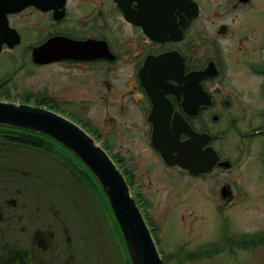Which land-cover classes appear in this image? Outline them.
<instances>
[{
    "label": "flooded vegetation",
    "instance_id": "obj_1",
    "mask_svg": "<svg viewBox=\"0 0 264 264\" xmlns=\"http://www.w3.org/2000/svg\"><path fill=\"white\" fill-rule=\"evenodd\" d=\"M47 44L74 55L36 59L38 48ZM26 68L42 72L43 87L20 91L18 74ZM0 100L43 106L79 124L109 154L131 192L141 193L138 164L114 151L110 134L100 129L109 123L117 137L123 119L141 131L145 150L165 171L177 169L188 178L235 168L220 148L224 135L234 130L239 143L254 144L255 162L261 165L255 179L264 181V0H0ZM98 111L105 115L92 116ZM133 113L139 117L135 124ZM246 113L250 122L242 129ZM183 121L209 136L201 148H213L217 157L207 172L168 165L152 145L154 122L164 128L166 141ZM189 138L182 130L177 136ZM8 155L12 167L4 169L0 138V264H95L93 251H104L94 245L100 209L92 198H97L88 196L90 212L82 206L78 194L86 192L63 161L37 155L35 167L20 168L17 152ZM217 187L215 202L221 209L235 203L232 182ZM68 207L75 214L86 210L72 218ZM102 210L105 219H112ZM225 233L238 241L225 252L264 251V227ZM117 239L121 264H126Z\"/></svg>",
    "mask_w": 264,
    "mask_h": 264
},
{
    "label": "rangeland",
    "instance_id": "obj_2",
    "mask_svg": "<svg viewBox=\"0 0 264 264\" xmlns=\"http://www.w3.org/2000/svg\"><path fill=\"white\" fill-rule=\"evenodd\" d=\"M201 23L202 20L198 22V24ZM204 24L207 23L204 22ZM42 78L43 74L40 71L32 73L27 68L22 70L18 74L20 91L25 92L43 87ZM57 97L67 99L76 98L77 95ZM90 113L86 114L91 115ZM99 114L105 115V112L98 111L92 116H99ZM132 116L131 121L135 124L139 119L138 114L133 113ZM227 118L224 119L223 126L226 125ZM243 118V128L239 126L246 129L250 122L247 120V113L243 115ZM123 120L125 126L119 125L120 132L117 137L111 135L109 123L104 124L100 129L104 135L110 134L108 141L114 151L125 154L126 158L138 164V168L135 169L139 176L137 181L142 183L141 195L148 203L143 209L158 227L157 242L158 247L162 249L159 252L161 255L168 256L167 264H263L264 251H221L210 257L189 261L185 259L179 261L178 257L170 255L176 253L175 251L180 247L184 248V251H193L208 242L217 241L223 230L237 234L264 227V181L255 179V173L261 165L257 166L255 162L258 151L254 144L239 143L234 130H229L224 135L220 148L235 162V168L230 172H216L205 178H188L186 177L189 176L188 174L177 169L165 171L157 162L156 155L145 150L147 145L142 139L141 131L127 127V119ZM224 180L234 185L235 203L221 209L215 202L217 198L215 191ZM78 197L84 202L82 206L88 208L90 212L88 195L78 194ZM92 200L95 208L101 209L97 208L100 202L95 198ZM253 204L254 206L257 204L258 207L252 208ZM77 207H79L78 204H74V209ZM84 207L82 210H76V214L73 212L74 209L72 211L68 207L67 214L70 217L73 216L72 218L75 215L79 217L82 211L86 210ZM103 212L102 209L99 210L96 217L99 229L94 235V245L95 247L98 245L99 249L102 247L104 251H93L92 258L97 259L95 264H121L123 253L117 251L120 244L113 233V220L105 219ZM222 224H224L223 227ZM85 253L90 257V252L83 251V256ZM96 253H99L98 258Z\"/></svg>",
    "mask_w": 264,
    "mask_h": 264
},
{
    "label": "water",
    "instance_id": "obj_3",
    "mask_svg": "<svg viewBox=\"0 0 264 264\" xmlns=\"http://www.w3.org/2000/svg\"><path fill=\"white\" fill-rule=\"evenodd\" d=\"M196 9L195 5V13ZM54 48L49 44L38 48L35 58L45 61L74 55ZM199 77L196 76V81ZM177 120L179 123V118ZM180 123L174 129L175 136L171 139L166 137L168 140L164 141L161 137L166 136L164 128L154 122L153 147L168 165L177 164L192 174L209 171L217 157L213 148H201L209 136L195 133L184 121ZM0 125L44 135L69 150L100 185L120 229L130 264H165L124 175L105 149L85 129L65 115L46 107L6 100H0ZM179 130L190 138L177 140ZM220 164L230 166L228 161Z\"/></svg>",
    "mask_w": 264,
    "mask_h": 264
},
{
    "label": "trees",
    "instance_id": "obj_4",
    "mask_svg": "<svg viewBox=\"0 0 264 264\" xmlns=\"http://www.w3.org/2000/svg\"><path fill=\"white\" fill-rule=\"evenodd\" d=\"M0 138L2 141V151L4 153V157L2 159L4 163V169L5 167H12V163H10L11 155H8L12 151L17 152L19 163L18 166L20 168L35 167V165L33 164L36 158L35 156L37 155H42L44 156V158H49L51 162H65V167L67 168L68 175L72 178V180L74 179L78 185L82 186L81 188L84 190V192H86L85 194H87L89 197H96L97 200H99L100 206L98 207H100L101 209H105V211L107 210L106 212L110 215L115 224V236L120 238L123 248L125 250L124 255L126 259V264L131 263L120 229L118 227V224L116 223V220L113 216L109 204L107 203L106 197L103 191L101 190L100 185L98 184L94 176L90 173V171L69 150H67L58 142L44 135L3 125H0ZM28 157L32 159L28 161ZM3 174L4 177H10L11 175L10 173L5 172ZM18 176L19 178H21L20 175ZM68 180L70 181L69 177ZM83 185H85L86 188ZM131 193L132 196L137 199L136 203L138 204L141 212L143 213V216L148 224L150 232H152V236L156 244H158V227L143 209V207L146 206L145 204L148 205V203L144 202V204L142 202L143 197L141 193H136L134 191ZM236 244H238V241L232 238L231 235L223 231L221 237L219 238V241L217 242L203 245L193 251H184V248L180 247L175 251L176 253H172L170 255L172 257H178L179 261L183 259L188 261L196 260L210 257L215 253L224 251L225 248L231 249L232 247H236ZM161 250L162 249L159 248V251ZM161 257L165 264H167L168 256L166 257L164 254H162Z\"/></svg>",
    "mask_w": 264,
    "mask_h": 264
}]
</instances>
